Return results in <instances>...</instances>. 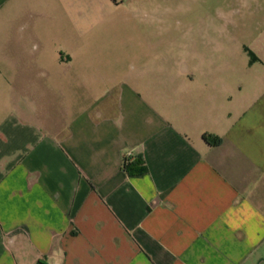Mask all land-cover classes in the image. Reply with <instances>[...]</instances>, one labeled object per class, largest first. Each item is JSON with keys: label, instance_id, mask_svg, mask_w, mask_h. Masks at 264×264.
I'll list each match as a JSON object with an SVG mask.
<instances>
[{"label": "crops", "instance_id": "0c3cea01", "mask_svg": "<svg viewBox=\"0 0 264 264\" xmlns=\"http://www.w3.org/2000/svg\"><path fill=\"white\" fill-rule=\"evenodd\" d=\"M71 6L0 0V264H264V83L213 49L157 81Z\"/></svg>", "mask_w": 264, "mask_h": 264}, {"label": "rangeland", "instance_id": "374dc122", "mask_svg": "<svg viewBox=\"0 0 264 264\" xmlns=\"http://www.w3.org/2000/svg\"><path fill=\"white\" fill-rule=\"evenodd\" d=\"M71 5L78 39L85 35L101 40L104 50L121 44L127 50L140 36V49L151 51L157 81L165 68L179 63L180 52L213 49L220 65L229 59L238 78L264 83V0H71Z\"/></svg>", "mask_w": 264, "mask_h": 264}, {"label": "trees", "instance_id": "16d2710c", "mask_svg": "<svg viewBox=\"0 0 264 264\" xmlns=\"http://www.w3.org/2000/svg\"><path fill=\"white\" fill-rule=\"evenodd\" d=\"M204 139L209 142L210 144L212 145H217L219 143V139H214L212 138L211 136L209 135H205L204 136ZM127 162V161H126ZM139 162L138 161H135L133 163H126V170L130 173V174H138V173H144L145 169L143 168H140L138 169L137 166H138ZM133 168V169H132Z\"/></svg>", "mask_w": 264, "mask_h": 264}, {"label": "built area", "instance_id": "2783aa9c", "mask_svg": "<svg viewBox=\"0 0 264 264\" xmlns=\"http://www.w3.org/2000/svg\"><path fill=\"white\" fill-rule=\"evenodd\" d=\"M131 158V154L128 155L127 159H130Z\"/></svg>", "mask_w": 264, "mask_h": 264}]
</instances>
